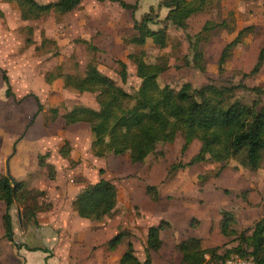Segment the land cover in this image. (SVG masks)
<instances>
[{
  "label": "rangeland",
  "instance_id": "374dc122",
  "mask_svg": "<svg viewBox=\"0 0 264 264\" xmlns=\"http://www.w3.org/2000/svg\"><path fill=\"white\" fill-rule=\"evenodd\" d=\"M124 1L137 4V9L124 8L117 1L85 0L72 12L51 11L25 20L17 2L0 0V173L11 172L10 157L20 149L22 160L29 158L33 164L24 183L28 189L39 192L38 225L27 218L18 201L12 206L14 242L6 236L3 220L6 204L0 200V251L6 264L16 259L24 264L25 255L28 264H46L42 251H28L21 248L22 244L46 247L56 259L52 264H62L71 255L69 243H95L91 253L101 255L105 261L116 250L109 243L118 235L123 238L122 253L127 243H145L148 225H159L167 218L165 211L148 209L152 204L149 185L156 189L161 185L170 203L177 200V218L181 221H187L191 215L181 218L178 213L182 206L196 212L193 228L202 224L203 215L217 222V216L229 207L235 209L231 213L238 215L234 227L239 231L253 226L254 218L264 214V159L254 171L248 168L241 153L224 164L207 160L186 165L199 153L202 142L194 140L183 151L185 138L181 132L175 133L172 142L158 143L144 162H133L130 152L98 157L90 125L87 122L69 125L64 117L76 106L100 108L98 93L65 87L66 75L82 77L92 63L114 80L119 90L135 95L141 85L135 60L140 52H145L150 63L168 65L158 78L161 86L169 85L175 90L187 82L194 89L206 84L225 86L232 89V99L252 103L257 95L244 87L264 86V65L251 74L264 47V0H207L206 9L189 18L187 30L164 21L166 9L160 7V0ZM148 12L159 16L156 24L150 23L151 29L166 27L168 39L164 48L152 38L143 45L131 41L137 32L135 24L141 23ZM207 21L220 26L199 35ZM245 28L242 42L233 49L221 70L222 50ZM191 40L203 51L204 61H195ZM260 98L264 104V95ZM134 106L135 100L123 99L127 114L134 113ZM17 114L20 118L15 117ZM34 152L46 156L44 166L40 157L30 156ZM173 165L177 169L171 170ZM102 177L117 186L115 210L101 220L80 218L74 232L68 228L69 216L63 215V210L66 213L68 210L69 196L75 194L76 188ZM245 204L251 208L246 220L247 212L243 214L241 210ZM91 228L96 233L95 241H90L88 235ZM165 232V243L177 241L171 235V227ZM75 246L74 256H79L78 251L84 248ZM138 253L144 256L142 248ZM109 262L113 264V259Z\"/></svg>",
  "mask_w": 264,
  "mask_h": 264
},
{
  "label": "trees",
  "instance_id": "16d2710c",
  "mask_svg": "<svg viewBox=\"0 0 264 264\" xmlns=\"http://www.w3.org/2000/svg\"><path fill=\"white\" fill-rule=\"evenodd\" d=\"M8 1L17 2L21 17L28 20L51 11L69 13L78 8L83 0H57L50 3H40L37 0ZM97 1H117L124 8L137 9V4H130L124 0ZM207 2V0H161L160 7L168 9L164 21L178 29L187 30L189 18L204 11ZM158 18L159 16H154V13H146L142 22L135 24L134 28L137 32L131 41L143 45L148 38H152L160 48L166 47L168 39L166 27L151 29L150 26V23L156 24ZM218 26L220 24L207 21L198 34ZM246 31L247 28L241 30L222 50L219 60L221 70L233 49L242 42ZM191 45L195 52V61H204L203 51L198 49L196 42L191 40ZM135 57L137 74L141 78V85L135 95L119 90L115 81L92 63L88 65L84 76L66 75L64 78L67 88L98 93L97 100L100 106L98 110L76 106L64 116L69 125L80 122H87L90 125L98 157L109 153L122 155L130 152L133 162H144L148 155L156 150L158 143L172 142L175 133L181 132L185 138L183 151H186L194 140L202 142L199 153L186 165L207 160L224 164L241 153L249 169L254 171L261 167L264 159V104L260 97L264 95V86L249 88L242 85L257 95L252 103H244L240 99L234 100L231 97L230 87L214 84H206L194 89L192 83L187 82L179 90H175L169 85L161 86L158 81L159 76L167 69V64L148 62L145 52H140ZM263 65L264 47L251 74L259 72ZM123 75L126 78V71H123ZM4 78L10 86L7 75ZM123 99L135 100L134 113L127 114L123 109ZM62 151L64 152V149ZM39 157L41 166H44L46 156ZM174 169H177V165L172 166L171 170ZM37 192L28 189L24 182L16 180L11 174L0 173V200L6 204L3 220L9 241L14 242L10 208L16 201L25 208L27 218L33 220L34 225L39 224L36 217V210L39 208L38 204L36 205ZM148 193L153 200L159 199V193L153 185L148 186ZM117 203V186L102 177L97 183L83 189L73 206L82 218L101 220L116 208ZM222 215V232L228 237H233L232 241L237 242V245L221 253V247L204 248L201 239L185 240L178 245L183 255V262L223 264L230 256L241 255L252 257L257 264H264V216L257 220L253 227L238 231L230 226L234 220L233 214L224 211ZM168 226L167 221H162L159 225L148 229L145 261L138 258L130 242L120 264H152L151 251L161 248L163 244L161 232ZM121 240V235L115 237L109 243L110 248L115 249ZM22 247L30 251L41 250L52 256L50 249L46 247H32L28 244H22Z\"/></svg>",
  "mask_w": 264,
  "mask_h": 264
},
{
  "label": "crops",
  "instance_id": "0c3cea01",
  "mask_svg": "<svg viewBox=\"0 0 264 264\" xmlns=\"http://www.w3.org/2000/svg\"><path fill=\"white\" fill-rule=\"evenodd\" d=\"M84 1L85 0H83L82 3ZM94 1L100 2L97 0H94ZM82 3L80 6H82ZM78 8H76V9H78ZM164 9H166V15H167L168 9L167 8H164ZM34 107H35V105H34ZM15 117L20 118L18 116V114ZM33 154L36 155V159L39 158V156H40V155H38V152H34V153L30 154V156ZM17 157H20V158L18 160H16L15 158H17ZM10 159H11V165H10L11 166V172L8 171L7 175L11 174L16 180L24 182L26 180V176L29 172V169L33 166V164H31L30 160H28L29 158L26 161L22 160L20 149H17L15 154H13L10 157ZM13 160H15V161L12 163ZM98 181L93 182L92 184H95ZM233 185H234L233 189H236L237 188L236 183H233ZM87 186H88V184L80 186V188H76L75 194L69 196V203L66 204L67 208H68L67 213L63 210V215L64 216L68 215L70 218V222H68L70 226H68V228L69 229L73 228L74 232H76V230H77L76 224L79 222L80 218H82V217L79 216L78 212L75 210L73 203H74L75 199L77 198L78 194L83 189H85ZM161 189L162 188L160 185L157 188V191L159 193V199L157 201L152 199V204L150 203L148 209H150L151 211L155 210V211H165L166 212L165 215H167L166 216L167 218H163L162 221H167L169 223L168 227H171V235L177 241H175L174 243H165L164 239H165V234H166L165 230L166 229L163 230L161 232V238L163 240V244H162L161 248L157 251H154V250L151 251L152 264H187V263L183 262V255L179 251L178 245L182 241L189 240L192 238L201 239L202 246L204 248L221 247V249H220L221 253H224L227 249H230L233 246L237 245V242L232 241L233 237H228V236L224 235L222 232L223 215L219 214L217 216L218 217L217 222H215V223L212 222V218L208 219L207 216L204 217V215H203V217H200V220L203 221L202 224L197 228H193L191 226V224H192L193 219H195L193 216H194V214H196V212H193L189 208L182 206L180 208L179 213H178L179 216L184 219L185 217H188V215H190V214L191 215H190V217L187 218V221H181L180 218H177V200L175 203L174 202L170 203L169 200H166L165 194L162 192ZM229 201H231V199H229ZM155 203H157V204H155ZM68 204H69V207H68ZM156 205H157V208L155 209L154 207ZM249 207H250L249 205L245 204L244 207L241 209V210H243V214H244V212H247L244 214L245 220L250 217V216H247V214L249 212L248 210L251 209ZM262 207H264V205H262ZM11 208H10V213H11ZM55 208H57L56 205H55ZM226 210H228L229 212H235V209H233L231 207L227 208ZM252 210H253V212L257 213V211H256L257 209H252ZM191 212H193V213H191ZM253 212H252V214H253ZM237 216L238 215L233 214L234 220L232 221V223L230 225L231 227H233L235 229H236V227H234V222H235V218ZM263 216H264V214L261 217H263ZM261 217L256 216L254 218L253 226H254L255 222L257 220H259ZM84 219H86V218H84ZM235 225H236V223H235ZM151 226H153V225H148V229ZM155 226H157V225H155ZM253 226H251V227H253ZM247 228H250V227H247ZM247 228H245V229H247ZM148 229H147V232L145 235V243H135V241L132 242L135 254L138 256V258L141 261H145L147 258L146 247H147V239H148ZM88 235H89L90 241L96 240V233L94 232V230H92V228L89 230ZM133 240H134V238H133ZM94 244L95 243H69L68 248L70 249L69 251L71 252L70 253L71 255H69L68 259L64 260L62 262V264H73L74 259L76 260V262L78 264H110L109 259L110 260L113 259V264H120V260L123 256V254L128 250L130 243H127V249L123 253H122V251H120V249H121L120 246L122 245V243H119L115 248L116 250L111 255V258L106 259V261L102 258L101 255H95L94 253H91L92 249L94 248ZM75 245H77L78 249H80L81 245L84 248L83 251H78V253L80 254L79 256H77V255L74 256V252L72 249H73V247L74 248L76 247ZM139 245L141 247H139ZM122 246L124 247V245H122ZM32 247H34V246H32ZM40 247H43V246H40ZM21 248H25V247H21ZM139 248H142V251H144V256H142V257H140V255L138 253ZM28 251H30V250H28ZM38 251H41V250H38ZM31 252H35V251H31ZM31 252H29V254ZM49 255H50L49 253L43 252V254L41 256L45 259L46 264H52V261L56 260L53 256H49ZM25 258H26V260H25L24 264H28L27 255H25ZM58 263H59V260H58ZM0 264H6V258H5V255L2 253V251H0ZM9 264H20V262L18 261V259H16V261L14 263H9Z\"/></svg>",
  "mask_w": 264,
  "mask_h": 264
},
{
  "label": "built area",
  "instance_id": "2783aa9c",
  "mask_svg": "<svg viewBox=\"0 0 264 264\" xmlns=\"http://www.w3.org/2000/svg\"><path fill=\"white\" fill-rule=\"evenodd\" d=\"M223 264H257V262L252 257L232 255Z\"/></svg>",
  "mask_w": 264,
  "mask_h": 264
},
{
  "label": "water",
  "instance_id": "95a60500",
  "mask_svg": "<svg viewBox=\"0 0 264 264\" xmlns=\"http://www.w3.org/2000/svg\"><path fill=\"white\" fill-rule=\"evenodd\" d=\"M18 212H19V215H20V212H21L20 209H18Z\"/></svg>",
  "mask_w": 264,
  "mask_h": 264
}]
</instances>
